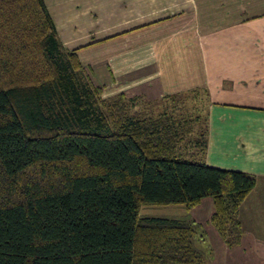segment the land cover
<instances>
[{
  "label": "trees",
  "instance_id": "16d2710c",
  "mask_svg": "<svg viewBox=\"0 0 264 264\" xmlns=\"http://www.w3.org/2000/svg\"><path fill=\"white\" fill-rule=\"evenodd\" d=\"M208 105L105 95L45 0H0V264H205L200 224L140 214L205 198L238 246L257 177L207 164Z\"/></svg>",
  "mask_w": 264,
  "mask_h": 264
},
{
  "label": "crops",
  "instance_id": "0c3cea01",
  "mask_svg": "<svg viewBox=\"0 0 264 264\" xmlns=\"http://www.w3.org/2000/svg\"><path fill=\"white\" fill-rule=\"evenodd\" d=\"M45 2L63 47L105 95H207V164L257 177L240 209V244L228 247L211 224L212 198L140 214L200 224L213 252L205 264H264V0Z\"/></svg>",
  "mask_w": 264,
  "mask_h": 264
},
{
  "label": "rangeland",
  "instance_id": "374dc122",
  "mask_svg": "<svg viewBox=\"0 0 264 264\" xmlns=\"http://www.w3.org/2000/svg\"><path fill=\"white\" fill-rule=\"evenodd\" d=\"M89 73H90V72H89ZM90 75H91V73H90ZM91 78H92V76H91ZM93 81H94V80H93ZM190 106H191V105H190ZM208 106H209V105H208ZM208 106H207L206 109L209 110ZM145 209H147V208H143V207H142V215L145 213ZM206 239H207V238H206ZM207 242L209 243L208 239H207Z\"/></svg>",
  "mask_w": 264,
  "mask_h": 264
}]
</instances>
